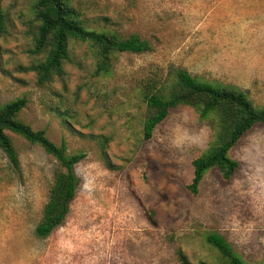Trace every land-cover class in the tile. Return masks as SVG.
Masks as SVG:
<instances>
[{"label": "rangeland", "instance_id": "rangeland-1", "mask_svg": "<svg viewBox=\"0 0 264 264\" xmlns=\"http://www.w3.org/2000/svg\"><path fill=\"white\" fill-rule=\"evenodd\" d=\"M33 2L3 0L0 100L27 97L20 120L86 157L76 166L80 184L68 218L38 239L60 168L41 147L7 132L20 170L0 149V264H180L179 254L197 264L211 259L207 233L223 235L248 264H264V124L231 150L235 174L226 180L209 171L195 195L192 162L208 148L210 123L179 107L144 142L137 108L140 85L171 67L237 86L264 106V0H72L87 27L137 34L154 51L121 54L111 77L95 78L92 55L77 45L64 79L47 88L20 71L36 59ZM56 108L70 111L69 124ZM91 136L110 139L105 158Z\"/></svg>", "mask_w": 264, "mask_h": 264}, {"label": "trees", "instance_id": "trees-1", "mask_svg": "<svg viewBox=\"0 0 264 264\" xmlns=\"http://www.w3.org/2000/svg\"><path fill=\"white\" fill-rule=\"evenodd\" d=\"M2 3L0 0V34L4 33L6 25ZM32 15L35 32L30 53L36 59L20 71L35 73L40 88L64 79L66 65L72 62L77 45H85L92 55V75L95 78L111 77L121 54L141 55L154 51L151 43L137 34L123 36L106 28L94 30L87 27L82 12L73 6L72 0H34ZM137 95L144 142L150 141L170 111L179 107L193 109L201 121L210 123L212 139L208 148L192 162L193 178L189 190L195 195L209 171H217L226 180L235 174L238 162L230 158L231 150L256 125L264 124V106L256 107L244 90L221 82L202 81L180 67H171L166 74L154 73L140 85ZM27 106L25 96L8 103L0 100V149L12 167L19 171L18 153L7 134L12 132L41 147L59 165L35 229L36 237L45 240L64 224L70 214L80 184L76 166L86 155L83 151L69 154L65 140L56 144L49 139L46 130H34L21 121L20 116ZM56 113L67 124L69 118H73L68 109L56 108ZM91 137L105 158L110 139ZM107 165L111 168L110 163ZM202 242L209 248L212 260H200L197 264H248L219 233L205 234ZM179 261L180 264H192L182 254H179Z\"/></svg>", "mask_w": 264, "mask_h": 264}]
</instances>
